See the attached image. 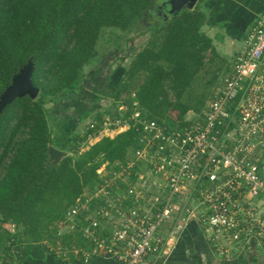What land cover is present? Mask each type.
Instances as JSON below:
<instances>
[{
	"label": "trees",
	"instance_id": "trees-1",
	"mask_svg": "<svg viewBox=\"0 0 264 264\" xmlns=\"http://www.w3.org/2000/svg\"><path fill=\"white\" fill-rule=\"evenodd\" d=\"M157 1L0 0V94L29 59L34 65L31 79L39 89L35 99L18 97L0 112V264L13 257L11 249L18 241L61 239L68 246L73 234L60 236L58 230L66 210L98 184L97 169L103 163L125 162L137 147L133 128L102 136L81 151L76 134L69 154L54 163L47 153L49 145H56L47 103L60 104L72 94L75 105L94 95L90 110L101 98L95 94L98 82L119 73L112 96L127 106V113L136 102L143 116L182 130L192 123L187 114L202 113L228 74L230 62L201 30L207 15L199 9L200 0L192 9L152 24L124 67H98L92 74L84 70L121 39H131L137 25L154 13ZM73 105L69 101L61 107L62 117L71 122ZM95 120H101L99 113ZM120 185L126 188V183ZM8 223L15 225V232Z\"/></svg>",
	"mask_w": 264,
	"mask_h": 264
},
{
	"label": "built area",
	"instance_id": "built-area-1",
	"mask_svg": "<svg viewBox=\"0 0 264 264\" xmlns=\"http://www.w3.org/2000/svg\"><path fill=\"white\" fill-rule=\"evenodd\" d=\"M132 105L91 120L81 134L83 149L108 130L133 128L137 147L125 162L103 163L98 184L66 210L58 227H67L60 236L73 234L68 246L58 239L45 248L61 259L105 252L120 264H150L167 250L159 229L192 218L217 254L252 242L264 250V10L207 107L187 116L191 124L174 129Z\"/></svg>",
	"mask_w": 264,
	"mask_h": 264
},
{
	"label": "crops",
	"instance_id": "crops-1",
	"mask_svg": "<svg viewBox=\"0 0 264 264\" xmlns=\"http://www.w3.org/2000/svg\"><path fill=\"white\" fill-rule=\"evenodd\" d=\"M198 3L199 9L207 15L201 30L211 38L216 52L231 64L245 34L256 16L264 10V0H200ZM93 61L100 62L102 58ZM93 61L88 65L92 66ZM86 90L90 91L91 88ZM96 107L95 105L94 109ZM83 131H78V137H81ZM117 133L115 130H108L103 136L113 137ZM55 147L63 148L60 145ZM60 150L69 154L64 149ZM158 233L165 238L167 250L151 258L150 264H264V250L255 242L243 247L231 245L226 255L217 254L208 241L205 229L192 218L185 222L180 218L167 222ZM11 254L12 259L6 258L7 264H120L105 252L92 255L86 262L80 256H70L71 259L55 258L43 242L38 244L18 241L12 246Z\"/></svg>",
	"mask_w": 264,
	"mask_h": 264
},
{
	"label": "rangeland",
	"instance_id": "rangeland-1",
	"mask_svg": "<svg viewBox=\"0 0 264 264\" xmlns=\"http://www.w3.org/2000/svg\"><path fill=\"white\" fill-rule=\"evenodd\" d=\"M157 6L154 9V13L150 15L149 18L144 19L142 22H140L137 25V29L135 32L131 34V39L129 40H124L121 39L118 42V45H115L114 47L111 48V50L104 56L102 57V61L100 62H92L91 65H86L84 66V70L87 72H90L89 74H92L94 71V68L96 67H103V70H107L109 68H114L116 69L117 67H124L133 56V54L139 49V47L145 42L146 36L149 35L150 31V26L156 22H163L167 20L168 18L171 17V15L168 13L166 6L162 5L161 2L162 0L157 1ZM143 31V34H138V32ZM95 60V59H94ZM125 61V62H124ZM112 62V64L110 63ZM111 64V65H110ZM91 67V68H90ZM90 68V69H89ZM114 75V74H113ZM90 77V75H88ZM118 75H115L114 80L113 77H110V79L104 81L101 80L98 82L99 89L98 92L95 94H99L100 101L97 102V107L94 109L92 105H90V110H87V107L90 102H94L95 98L94 95H88L86 96L85 99H81L80 102L77 101V105H73V102H75L72 98V94H69L68 98H71L70 100H65L61 101L62 103L60 104H52V103H47L45 106L49 110L48 112V123L52 131V137H55L54 140L56 145H60L61 147H64V150L70 152L71 147L75 145L76 138L73 140V136L76 134L78 135L80 130L81 132H85L87 129V126L91 120L95 119V116L99 113L100 118L107 116V115H117L120 113V110L118 106L120 105L119 102H116L113 100V93L114 90L116 89L115 85L117 84V79ZM92 79V76L91 78ZM92 82V81H91ZM106 82V87L104 86ZM90 83V81H89ZM94 86H96L95 83H93ZM111 85V86H110ZM87 89V88H86ZM125 96V95H124ZM70 101V105L74 106L69 109V114L71 118L74 120L76 118V122L72 120L69 121V119L62 117V109L64 105H68V102ZM191 113H188L187 116H190ZM80 123V124H79ZM79 131V132H78ZM70 137L68 140L67 138ZM59 138V140H58ZM80 138V139H79ZM78 139L81 142V138L79 137ZM96 139V138H95ZM95 139L93 141H95ZM90 141V140H89ZM89 141L86 143V145H89ZM65 145V146H64ZM82 147V145H81ZM79 151L86 149L84 147L83 149L78 148ZM64 228V229H63ZM67 229L66 226H63L62 228H58V230H65Z\"/></svg>",
	"mask_w": 264,
	"mask_h": 264
},
{
	"label": "water",
	"instance_id": "water-1",
	"mask_svg": "<svg viewBox=\"0 0 264 264\" xmlns=\"http://www.w3.org/2000/svg\"><path fill=\"white\" fill-rule=\"evenodd\" d=\"M198 0H162L161 4L166 6L168 13L176 14L182 9H192ZM33 62L31 59L23 65L19 71L12 77L11 83L0 94V112L16 98L29 96L35 99L39 94V89L32 82ZM47 153L52 162L56 163L61 160L67 153L63 150L49 145Z\"/></svg>",
	"mask_w": 264,
	"mask_h": 264
}]
</instances>
